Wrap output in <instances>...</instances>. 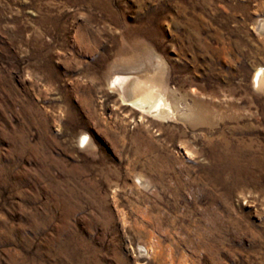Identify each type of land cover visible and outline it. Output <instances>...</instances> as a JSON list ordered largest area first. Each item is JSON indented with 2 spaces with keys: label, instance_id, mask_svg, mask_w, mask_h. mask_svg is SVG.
<instances>
[{
  "label": "rangeland",
  "instance_id": "rangeland-1",
  "mask_svg": "<svg viewBox=\"0 0 264 264\" xmlns=\"http://www.w3.org/2000/svg\"><path fill=\"white\" fill-rule=\"evenodd\" d=\"M258 69L264 0H0V264H264Z\"/></svg>",
  "mask_w": 264,
  "mask_h": 264
},
{
  "label": "bare ground",
  "instance_id": "bare-ground-1",
  "mask_svg": "<svg viewBox=\"0 0 264 264\" xmlns=\"http://www.w3.org/2000/svg\"><path fill=\"white\" fill-rule=\"evenodd\" d=\"M264 82V71L258 69L253 76V84L257 87ZM110 85L114 86L126 105L133 109L160 116L165 111L173 112L171 104L162 94L160 86L147 84L137 75L117 76ZM264 85V84H263ZM164 92V91H163ZM85 136H82L80 143L85 142ZM146 183V182H145Z\"/></svg>",
  "mask_w": 264,
  "mask_h": 264
}]
</instances>
